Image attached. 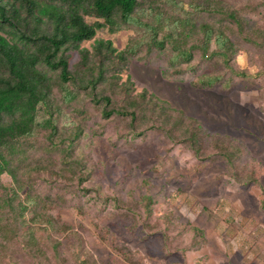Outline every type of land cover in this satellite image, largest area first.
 I'll use <instances>...</instances> for the list:
<instances>
[{"label": "rangeland", "instance_id": "obj_1", "mask_svg": "<svg viewBox=\"0 0 264 264\" xmlns=\"http://www.w3.org/2000/svg\"><path fill=\"white\" fill-rule=\"evenodd\" d=\"M236 1L241 28L208 18L234 44L229 64L199 51L179 61L170 48L142 43L124 67L105 71L94 91L71 83L75 101L65 103L55 88L53 108L60 110L53 115L59 132L74 139L70 154L52 150L49 128L39 130L13 162L18 182L1 175L0 195L22 185V199L37 197V210L54 220L59 253L43 241L29 251L17 238L9 250L16 263L264 264V0ZM142 35L136 27L99 30L81 47L93 52L104 39L120 51ZM66 54L71 70L81 71L79 52ZM217 75L218 83L202 84ZM107 108L136 113L107 116ZM190 118L201 127L200 157L181 140Z\"/></svg>", "mask_w": 264, "mask_h": 264}, {"label": "trees", "instance_id": "obj_2", "mask_svg": "<svg viewBox=\"0 0 264 264\" xmlns=\"http://www.w3.org/2000/svg\"><path fill=\"white\" fill-rule=\"evenodd\" d=\"M212 16L233 21L240 28L245 20L236 0H0V177L7 174L18 182L13 162L23 159L28 141L41 129L49 128L52 150L70 154L74 139L59 132L53 112L60 108H53V91L58 87L65 103L78 97L71 83L94 91L105 71L119 64L124 67L128 56L134 55L142 43L149 49L170 48L179 61L190 62L199 51L204 59L219 56L229 64L234 44L222 28L208 21ZM130 27L145 31V35L124 50L104 39L94 43L95 54L81 47L99 30L116 33ZM71 49L80 54L77 64L83 67L81 71L70 68L66 53ZM91 60L99 67L98 73ZM41 64L59 71V78L42 71ZM229 67L236 75L249 76L245 70ZM220 80V75L207 76L201 82L213 85ZM101 99L110 103L109 97ZM41 107L47 116L40 117ZM113 113L135 115L136 111L105 109L107 116ZM190 120L181 140L188 141L200 157L201 127L195 119ZM81 134L78 129L76 136ZM66 141L69 144L63 147ZM21 188L15 186L11 193L0 195V262L8 264H18L9 254L17 238L26 241L29 251L34 247L41 250L43 241L59 253L60 241L51 234L53 218L37 210L42 207L37 197L28 193L22 199Z\"/></svg>", "mask_w": 264, "mask_h": 264}]
</instances>
